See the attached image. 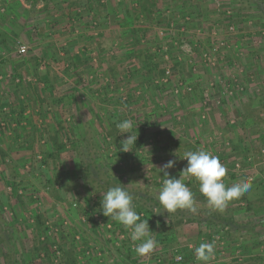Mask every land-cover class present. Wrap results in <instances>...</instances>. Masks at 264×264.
Returning <instances> with one entry per match:
<instances>
[{
	"label": "rangeland",
	"instance_id": "1",
	"mask_svg": "<svg viewBox=\"0 0 264 264\" xmlns=\"http://www.w3.org/2000/svg\"><path fill=\"white\" fill-rule=\"evenodd\" d=\"M140 2L0 0V264L10 251L17 264L41 262L39 213L58 244H75L80 264H168L176 252L190 253L202 242L215 246L208 264H264L251 259L264 258V234L249 254L214 227L185 222L168 233L169 242L140 256V241L131 244L133 252L122 241L130 228L86 212L96 199L74 175L82 139L92 143L103 180L155 195L164 163L175 160L168 172L179 178L185 152L209 151L227 168L226 186L253 178L245 199L230 201L222 214L264 216V17L255 5L241 9L233 0H156L152 14L142 12ZM182 40L192 53L181 48ZM149 61L159 68L152 70ZM161 69L169 73L162 77ZM50 90L65 98L55 113ZM58 119L68 147L44 164ZM118 119H130L134 135L145 134L138 147L120 150L129 134H110ZM49 178L59 184L47 185ZM183 179L194 193V212L214 210L199 195V182ZM149 227L158 242V222ZM194 260L183 264H201ZM55 262L63 264L59 257Z\"/></svg>",
	"mask_w": 264,
	"mask_h": 264
},
{
	"label": "trees",
	"instance_id": "2",
	"mask_svg": "<svg viewBox=\"0 0 264 264\" xmlns=\"http://www.w3.org/2000/svg\"><path fill=\"white\" fill-rule=\"evenodd\" d=\"M32 5L36 4L39 1L44 2V6L48 5L51 0H27ZM235 3H238V6L241 9H246L251 5H255L257 10L261 13V15L264 17V2L262 0H233ZM156 0H141L139 3L140 10L142 12H147L148 14L153 13V9L155 8ZM107 6L104 7V13H106L105 9H109ZM92 9V8H90ZM109 11L111 13L112 9L110 8L108 10V13L106 15L109 16ZM152 70L158 69L159 66L156 63H152L149 61L147 63ZM160 74L162 77L166 75V69H161ZM45 93V89L43 92H41V95ZM50 97H51V103L54 111L58 110L63 103L65 98H60L58 96H55L54 91H49ZM203 98V95L201 96V99ZM44 100L43 98H41ZM51 110V109H50ZM122 121V119H118L116 122L113 121L111 123L112 129L110 131V134L113 136L117 132L116 124L118 122ZM66 131L64 123L61 120H57V129L53 130V133L50 137L51 147L48 148L46 152H44V157L42 158V162L44 164L48 163V157L49 158H56L60 159V156L63 152L67 150L68 142L69 141V135L67 136L66 142L61 139L60 132ZM66 133V132H65ZM145 138V134L141 133L138 134L136 142L133 144V147H138L142 143V141ZM79 146L76 147V153H77V169L74 170V175L76 176V180L81 182L84 181V183H88L90 189L92 190V195H94L93 200L94 203L88 204V212H91L92 216L90 217H98L100 215L101 217V223H108L109 220H111L109 217H106L102 214L100 211V202L102 198V193L106 192L109 187L115 186V185H121L123 187H126L130 193L133 194L134 197V205L135 209L138 214H140L141 219H148L149 224H154L155 220L158 222L162 234L161 237L157 238L158 243H167L171 240V234L168 235L169 232L175 231L179 226L183 225L185 222H195L198 225H204L205 227L210 226V228L214 227L215 232L222 233L223 239H236L241 241V248L244 253H251L252 251L256 250L259 246L262 245V236L264 234L263 232H257V228L262 226L264 229V216L256 218L255 216L248 217L246 219H236L234 215L232 214H222L221 211H215L211 209L204 210L205 216L202 214H198L196 212L184 209V210H177L175 213L168 214L166 211L163 212V206L159 204L158 200L156 199V195L153 191H148V189H141V188H129L127 186H124L120 180H103L101 177V169H99V166L97 164L96 156L91 155L92 153V143H89L85 140L77 141ZM232 148H235V144L232 146ZM134 150V149H133ZM135 169V168H132ZM230 176L233 178H236L235 172H230ZM57 179V178H56ZM47 185H55L59 184L58 180L52 181L51 178L47 180ZM190 184L191 182H186ZM191 185V184H190ZM12 192V191H11ZM201 198L206 199L201 193H199ZM99 196L100 199L97 197ZM245 199L243 196H241L238 200ZM246 211L253 210L251 204H248L245 207ZM160 212V213H155ZM36 229L37 232L40 233V235L37 236L38 240V248L43 254L41 262L38 264H57L56 258H60L63 264H80L79 262V255L76 251V246L72 242L66 240L63 241L62 244H58L55 238L49 236L47 234L48 231V223L46 220V217L44 214L39 213L36 216ZM95 219V218H94ZM97 221V220H96ZM98 222V221H97ZM100 223V222H98ZM115 232H112L114 234ZM208 236H212L208 234ZM63 239V238H62ZM264 239V237H263ZM110 241H113L112 238H109ZM211 240V239H210ZM124 244L130 243L128 246L130 251L131 250V244H135L131 240V236H124L123 240ZM235 241V240H234ZM178 254H181L183 259L182 261H177L174 254L173 257H171L168 261V264H183L187 262L194 263L195 259V253L194 250L190 253H186V251L181 250L176 252ZM6 255V264H17L16 260L14 259L15 254L10 251V253L5 254ZM252 260H260L264 259L261 256H253L251 257ZM135 261V260H134ZM162 261V259H160ZM24 262V261H23ZM25 264H33L31 261H27Z\"/></svg>",
	"mask_w": 264,
	"mask_h": 264
},
{
	"label": "clouds",
	"instance_id": "3",
	"mask_svg": "<svg viewBox=\"0 0 264 264\" xmlns=\"http://www.w3.org/2000/svg\"><path fill=\"white\" fill-rule=\"evenodd\" d=\"M120 134L129 135L121 141V151H130L137 136L133 134V122L125 119L116 124ZM183 158L187 160L186 166L181 170L179 178L170 176L168 169L175 166V160H168L159 169L165 179L156 199L163 206V212L175 213L177 210L195 211V197L192 190L185 184L183 177H194L199 182V191L206 197L208 205L218 211H224L228 203L239 199L252 189L251 180L234 182L230 187L226 186L223 178L227 174V168L219 158L209 151H187ZM133 194L126 187L115 185L102 193L100 211L106 217L131 229V240L140 241L135 248L137 255L143 256L155 250L157 241L152 236L148 219H141L133 203ZM160 213V212H155ZM196 260L201 264H208L215 254L213 243L202 242L194 249Z\"/></svg>",
	"mask_w": 264,
	"mask_h": 264
},
{
	"label": "built area",
	"instance_id": "4",
	"mask_svg": "<svg viewBox=\"0 0 264 264\" xmlns=\"http://www.w3.org/2000/svg\"><path fill=\"white\" fill-rule=\"evenodd\" d=\"M222 44H223V43H222ZM181 48H182L186 53H192V46H191V44H190L187 40H182V46H181ZM26 50H27V47H26L25 44H23V45H21V46L19 47V52H21V53L25 52ZM166 72L169 73V71H166ZM241 89L243 90V88H241ZM231 121L234 122L235 120H231ZM262 152L264 153V149H263ZM235 166L238 167V168H236V169L239 170L240 165L237 163V164H235ZM248 179H249V180H252L253 178H252V177H249ZM182 259H183L182 255H180V254L177 255V257H176V260H177V261H181Z\"/></svg>",
	"mask_w": 264,
	"mask_h": 264
},
{
	"label": "crops",
	"instance_id": "5",
	"mask_svg": "<svg viewBox=\"0 0 264 264\" xmlns=\"http://www.w3.org/2000/svg\"><path fill=\"white\" fill-rule=\"evenodd\" d=\"M252 6H253V5H252ZM88 9H89V8H88ZM89 10H90V9H89ZM0 59H3V58L0 57ZM193 249H195V247L190 248L189 251H190V250H193ZM177 254H178V253H176V255H177ZM158 262H161L160 259H158Z\"/></svg>",
	"mask_w": 264,
	"mask_h": 264
}]
</instances>
